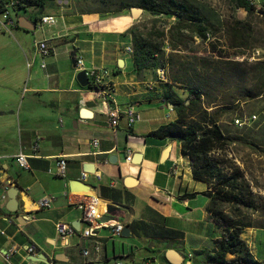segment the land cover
I'll return each instance as SVG.
<instances>
[{"label": "crops", "instance_id": "obj_1", "mask_svg": "<svg viewBox=\"0 0 264 264\" xmlns=\"http://www.w3.org/2000/svg\"><path fill=\"white\" fill-rule=\"evenodd\" d=\"M130 9L106 8L98 0H42L41 7L10 10L12 27L0 16V264L31 259L25 254L28 245L35 246L40 264H171L166 258L170 250L182 257V264H214L211 257L223 227L208 210L228 213L223 204L211 202L206 184L192 180L179 143L145 138L176 114L163 102L166 87L154 72H134L127 49L132 50L131 30L138 22ZM42 17H52L53 23L40 25ZM34 40L45 41L51 55L35 53ZM72 52L83 58L86 69L109 72L104 78L112 85L109 97L121 109L133 108L139 121L128 128L121 119L115 129L110 127L109 100L79 86ZM128 152L131 161L125 163ZM18 154L28 157L27 170L15 164ZM62 158L60 176L56 163ZM87 165L92 172L84 171ZM74 181L88 187L102 206L113 208L109 221L124 225L121 237L102 228L81 239L85 225L74 206L78 197L68 194L87 193L71 191ZM12 187L18 188L16 213H8L7 199L1 198ZM188 195L193 198L185 199ZM44 196L53 202L39 209ZM57 221L68 223L74 234L59 238ZM258 229L264 227L253 225L240 238L264 264L253 247ZM94 241L102 244L98 253ZM83 250L89 251L87 257Z\"/></svg>", "mask_w": 264, "mask_h": 264}, {"label": "rangeland", "instance_id": "obj_2", "mask_svg": "<svg viewBox=\"0 0 264 264\" xmlns=\"http://www.w3.org/2000/svg\"><path fill=\"white\" fill-rule=\"evenodd\" d=\"M139 0H134L138 2ZM187 3L209 24L208 37L201 41L188 32L175 36L173 17L164 15L153 17L143 12L137 18L136 34L148 38L155 45H161L164 53L163 70L192 81L202 80L204 71L211 75V81L220 83L208 98H201V105L187 121L201 123L203 113L214 115L229 144L224 151H215L216 158L237 167L247 181L252 198L258 208L255 211L235 209L222 205L226 213L241 222H250L264 227V125L250 124L237 128L233 124L236 117L251 115L264 119V91L254 100L237 101L243 88L254 92L264 88L261 80L264 63V15L246 13L235 9L233 0H177ZM164 37L158 38V34ZM174 36L173 38H171ZM236 54H243L235 56ZM181 99L187 91L174 89ZM253 247L258 257L264 259V229L255 231Z\"/></svg>", "mask_w": 264, "mask_h": 264}, {"label": "trees", "instance_id": "obj_3", "mask_svg": "<svg viewBox=\"0 0 264 264\" xmlns=\"http://www.w3.org/2000/svg\"><path fill=\"white\" fill-rule=\"evenodd\" d=\"M8 2H17L15 10H26L33 7H41L42 0H0V15L5 11ZM98 3L110 7L114 10L122 8H140L143 12L153 17L164 15L176 19L172 26L175 36L188 32L191 37H196L201 41H206L208 37L209 24L191 6L177 0H98ZM233 5L237 10L246 13H253V10L246 6L244 0H233ZM164 35L158 34V38ZM172 36L171 38H173ZM132 62L134 72L139 73L144 70L154 72L165 68L164 53L161 45H155L148 38L141 34H136V30H131ZM243 54H236L235 56ZM264 66V63L262 64ZM202 80L192 81L183 78L175 72H169L165 82H161L166 87L163 95V102L171 106L175 112L176 119L164 126L153 130L145 136L155 140H168L180 144V153L186 157L191 166V178L194 182L204 183L210 189L208 197L213 203L230 205L235 209L243 208L255 211L258 206L252 198V191L249 188L242 172L233 165H228L225 160L216 158L215 151H224L229 144L228 138L224 135L221 127L217 123L214 115L203 113L200 122L194 120L187 121L195 110L201 105V98H208L209 94L219 87L220 83L211 81V75L204 71ZM261 80L264 81V67ZM89 87V86H88ZM175 88H182L187 91L185 99L179 98ZM217 90V89H216ZM215 91V90H214ZM221 92V90H217ZM264 88L256 90L243 88L237 101L254 100L261 96ZM186 102H188L186 104ZM185 199H192L193 195L185 196ZM264 210V204L262 206ZM210 215L221 223L222 235L217 241V250L211 257L214 264H259L249 253L247 245L240 238L243 231L253 227L250 222H241L232 216L223 213L221 210L209 209ZM234 256L231 260H226V256Z\"/></svg>", "mask_w": 264, "mask_h": 264}, {"label": "built area", "instance_id": "obj_4", "mask_svg": "<svg viewBox=\"0 0 264 264\" xmlns=\"http://www.w3.org/2000/svg\"><path fill=\"white\" fill-rule=\"evenodd\" d=\"M254 0H244L246 6L250 7L253 12L257 15H264V8H253ZM17 5V2H8L6 4L5 11L0 15L3 20L6 21L8 26L12 27L14 25L13 21L9 20L10 10H14ZM40 25L44 24H52V17H42L39 20ZM32 48L35 53H37L41 58H47L51 55L50 48L46 45L45 41L34 40L32 43ZM129 53H132L130 48L127 49ZM31 64L27 63V67L29 68ZM41 68H44V64L41 65ZM75 73H79L84 71L86 77L88 78L90 87V91L95 93L98 96H102L103 98L109 100V106L106 110V117L108 123L112 129H115L118 126V123L121 119H124L126 122V126L130 128L134 123L139 121V114L134 111L133 108L129 107L126 109H121L119 106L109 97L112 92V85L109 82H105L104 78L108 76L109 72L106 69H86L84 66V60L81 56L75 55V64H74ZM155 75L159 81L165 82L166 77L163 70H156ZM261 123L264 125V119L259 120L258 116L251 115L247 118L236 117L233 119V124L237 128L247 127L250 124ZM98 145V140L94 139L92 141V146L96 148ZM15 164L23 170L28 169V157L23 154H18L13 158ZM131 154L128 152L124 157L125 163H130ZM57 174L62 176L65 171V158H62L56 163ZM87 173H82V179L86 177ZM68 195H73L74 197H78L74 202L75 208L80 210L81 212V222L85 225V228L80 232L81 239H90L94 236V231L100 230L102 228L111 229V236L113 238L121 237L123 231L125 229L124 225L121 222H110L101 221V219L107 215V205L102 206L100 200L96 196L92 195H79L77 193H69ZM67 195V196H68ZM3 200H6L5 194L1 197ZM53 202L52 196H44L37 203L39 209H48L50 208ZM55 233L61 238L65 240L66 238L72 236L74 234L73 228L64 221H57L54 224ZM101 243L99 241L93 242L94 252H99ZM13 253L9 252L8 255L11 256ZM26 256L30 258H37L38 254L36 252V248L34 245H28L25 249ZM89 255L88 250L82 251V256L87 257ZM6 259H8V257ZM38 262L30 261L29 258H24L22 264H40ZM109 264H122V261H113L109 262Z\"/></svg>", "mask_w": 264, "mask_h": 264}, {"label": "water", "instance_id": "obj_5", "mask_svg": "<svg viewBox=\"0 0 264 264\" xmlns=\"http://www.w3.org/2000/svg\"><path fill=\"white\" fill-rule=\"evenodd\" d=\"M143 10L140 9V8H131L130 9V14H131V17L133 18V20H137V18H139L142 14ZM35 27H31V30H34ZM70 57H71V64L74 65L75 64V54L72 52L70 54ZM76 81L77 83L79 84L80 87L82 88H85V87H88V84H89V81H88V78L86 77L84 71H81L79 73L76 74ZM188 102H186L187 104ZM169 110H171V106H167ZM84 171L85 172H92L93 169L91 168V166L89 167V165H87L85 168H84ZM70 189L71 191H75L76 189H83V190H87L88 187H86L81 181H74V182H70ZM17 194H18V188L17 187H12V188H9L6 192H5V196L7 198V202L5 204V210L8 212V213H16L17 211V200H16V197H17ZM113 212V208H111L110 206H107V215L104 216L101 221H108L110 218L108 217V215ZM124 232H125V229H124ZM40 257H35V258H31L29 259L30 261H33V262H38V260ZM166 258L167 260L171 263V264H182V257L180 255H178L175 251L173 250H170L166 253ZM45 259V257H44ZM58 259V258H56ZM41 262V261H39ZM46 263V262H44Z\"/></svg>", "mask_w": 264, "mask_h": 264}, {"label": "bare ground", "instance_id": "obj_6", "mask_svg": "<svg viewBox=\"0 0 264 264\" xmlns=\"http://www.w3.org/2000/svg\"><path fill=\"white\" fill-rule=\"evenodd\" d=\"M253 8H264V0H254L253 1ZM77 190V189H76ZM79 191V190H77ZM87 194H80V195H92L93 193L90 190H85Z\"/></svg>", "mask_w": 264, "mask_h": 264}]
</instances>
